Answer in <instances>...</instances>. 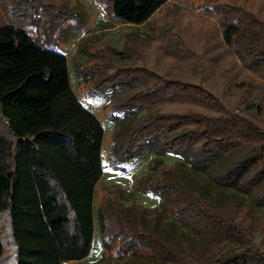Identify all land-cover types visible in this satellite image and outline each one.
<instances>
[{"label":"trees","instance_id":"16d2710c","mask_svg":"<svg viewBox=\"0 0 264 264\" xmlns=\"http://www.w3.org/2000/svg\"><path fill=\"white\" fill-rule=\"evenodd\" d=\"M103 1L116 18L140 24L168 0ZM205 10L217 15L224 43L244 65L264 71V18L230 1ZM129 54L126 47L110 50L116 65L100 72L94 84L111 97L109 117L121 122L109 152L114 166L149 152H175L215 181H236L264 204V122L231 107L201 81L171 77L144 63L125 64ZM88 69L83 72L98 71ZM175 100L191 105L163 107ZM251 109H260L259 103ZM0 116L7 129H0V218L6 214L11 237L7 242L0 221V264H62L86 257L95 232V187L104 168V126L76 93L66 52L14 21L0 25ZM180 165L165 167L161 179L148 178L144 189L159 193L163 206L190 227L229 242L191 249L189 258L168 231L146 229L139 212L131 216L129 207L114 203L104 215L110 245L120 240L119 252L146 247L162 260L157 264H264V246L236 221V207L206 186L194 187Z\"/></svg>","mask_w":264,"mask_h":264},{"label":"rangeland","instance_id":"374dc122","mask_svg":"<svg viewBox=\"0 0 264 264\" xmlns=\"http://www.w3.org/2000/svg\"><path fill=\"white\" fill-rule=\"evenodd\" d=\"M222 1L242 4L264 18V0H168L140 24L116 18L109 3L103 0H0V25L14 21L28 26L36 37L66 52L76 93L104 126L101 150L104 168L95 187L92 247L86 257L65 260L62 264H157L162 261L146 247L119 252L120 240L110 245L104 215L114 203L129 207L127 212L131 216L135 211L139 212L146 229L156 227L161 232L168 231L170 240L178 243L189 258L192 257L191 249H218L227 244L229 241L225 239L190 227L163 206L164 199L159 193L144 189L145 180L163 178L167 174L164 168L179 162L188 170V178L194 187L206 186L208 192L216 191L223 200L230 202H227L228 205L235 206L236 221L248 229L258 245L264 246V204L241 189L236 181H215L206 170L193 166L175 152H149L143 157L119 162L120 167L125 168L123 170L115 167L109 152L113 134L121 122L116 123L108 115L110 95L94 90L100 72L109 71L118 60L117 56V59H110L108 52L126 47L130 54L123 60L125 64L144 63L171 77L201 81L231 107L255 114L264 122V71L244 65L224 43L217 15L205 10L207 4ZM34 2H39L38 7L33 5ZM40 5L42 8H39ZM14 9L24 15L17 16L12 11ZM53 10H59L58 14L54 15ZM177 37L181 38L180 43H177ZM85 67L98 71L85 74ZM253 103H259L260 109H251ZM190 105L188 101L175 100L163 107ZM148 111H140L135 118ZM0 129L7 132L1 116ZM0 221L8 242L11 237L6 214L1 216ZM10 245L8 250L12 249ZM13 260L10 264H14Z\"/></svg>","mask_w":264,"mask_h":264},{"label":"crops","instance_id":"0c3cea01","mask_svg":"<svg viewBox=\"0 0 264 264\" xmlns=\"http://www.w3.org/2000/svg\"><path fill=\"white\" fill-rule=\"evenodd\" d=\"M93 239H94V237H93ZM74 260H79V259H74Z\"/></svg>","mask_w":264,"mask_h":264}]
</instances>
